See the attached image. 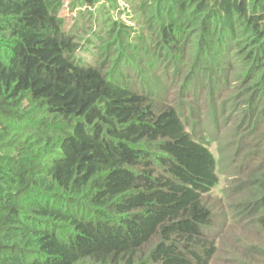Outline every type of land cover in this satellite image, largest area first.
Here are the masks:
<instances>
[{"label":"trees","instance_id":"obj_1","mask_svg":"<svg viewBox=\"0 0 264 264\" xmlns=\"http://www.w3.org/2000/svg\"><path fill=\"white\" fill-rule=\"evenodd\" d=\"M68 1L0 0V264H212L220 164L264 264V0Z\"/></svg>","mask_w":264,"mask_h":264},{"label":"rangeland","instance_id":"obj_2","mask_svg":"<svg viewBox=\"0 0 264 264\" xmlns=\"http://www.w3.org/2000/svg\"><path fill=\"white\" fill-rule=\"evenodd\" d=\"M71 0L66 2L65 8L63 9L62 16L65 20V24L69 31L72 29L80 30V36L82 40H86L88 38L89 42L82 41L83 43H91L93 42V38L97 35V32L100 28V25L105 22V20H122L127 26H131L133 29L136 28V24L134 23L130 12L126 9L125 2L123 0H119V5L122 10L121 15H119V10L115 12H111L108 6L102 8V10L96 11V8L89 7H78L75 9L69 6ZM90 11L94 12V15L90 14ZM97 19V22H95ZM95 41V40H94ZM85 48V47H83ZM92 51V50H91ZM94 51V50H93ZM92 51V52H93ZM79 56L83 57L89 62H93L94 58L91 54H83L79 53ZM212 150L217 156L218 162H220V158L218 157V147L216 145L212 146ZM223 165H219V186L214 189L207 197L206 202L215 212L214 219V240L218 244L217 247H220V251L217 254V259L212 262V264H242L245 263L243 259L240 257H235V249L233 242L235 240L241 241L240 232H233L232 229L229 230L230 226L235 225L234 219L231 217V213L228 209V204L230 203L227 195L224 193V190L230 185L232 180L238 175V171L235 172L228 171L220 173L223 169ZM259 241L264 242V239L257 238ZM241 245V244H239Z\"/></svg>","mask_w":264,"mask_h":264}]
</instances>
